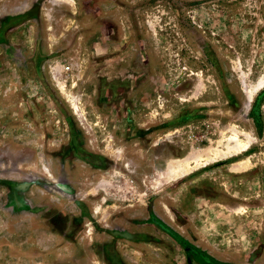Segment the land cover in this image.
Segmentation results:
<instances>
[{"label": "rangeland", "instance_id": "obj_1", "mask_svg": "<svg viewBox=\"0 0 264 264\" xmlns=\"http://www.w3.org/2000/svg\"><path fill=\"white\" fill-rule=\"evenodd\" d=\"M263 91L264 0H0V264H264Z\"/></svg>", "mask_w": 264, "mask_h": 264}, {"label": "crops", "instance_id": "obj_2", "mask_svg": "<svg viewBox=\"0 0 264 264\" xmlns=\"http://www.w3.org/2000/svg\"><path fill=\"white\" fill-rule=\"evenodd\" d=\"M46 65H44V70H47L46 69V67H45ZM41 68V67H40ZM58 89H59V87H58ZM10 95H6V94H4V95H1V93H0V105L1 104H6V103H8V105L10 104V103H12V98L13 97H11ZM9 118H14L13 117V115H7ZM2 121V114H0V122ZM1 129H0V133H1ZM43 140V139H42ZM82 141H81V143H80V146H82L81 148L85 151V152H88V154L90 155V153H92L91 151L92 150H94V147H93V145H91L89 142H87V140H83V139H81ZM21 147V148H20ZM25 147H28V145H26V146H18V145H14V144H8L5 148H4V151H6V152H9V153H14V154H18L19 152H23L24 150H28L27 148H25ZM22 148H25V149H22ZM29 148V147H28ZM2 153H3V148H2V144H0V184H2L3 183V177H2V166H3V162H4V160H3V158H2ZM90 157H91V155L89 156V158L88 159H90ZM82 159V158H81ZM85 160V163H79V164H76L74 167H73V169H72V174H73V176H71V177H66V181H68V183L69 182H71L72 183V186H73V188H77V183H80V180L79 179H82V178H84V179H87V181H85V182H89V183H92V181H93V177H94V175L95 174H97V170H95V169H93V168H95V167H98V166H95L94 164H93V162H91L90 160H86V159H84ZM87 161V162H86ZM5 165L7 164V163H4ZM22 164H26V165H33V160L32 159H26V160H23V162H22ZM89 164V165H88ZM17 167V166H16ZM83 175H86V176H83ZM25 178V177H24ZM45 180H48V179H46L45 178ZM77 180V181H76ZM30 181H32V180H30ZM29 181V179H26V182H30ZM49 181V180H48ZM74 183V184H73ZM73 195H74V197L75 198H73V199H76V200H84L83 202L84 203H82L81 202V204H83L84 206H86V208H85V214H88V215H90L91 216V214H96V212H97V207H96V204H95V199H94V197L92 196V193H89V195L88 194H82L81 192H71ZM15 197H14V200H18L19 198L17 197V194L15 193V195H14ZM42 196H44V199L43 200H46L44 203H43V206H45L44 208V210H47L48 211V214L46 213V216H47V218H43L44 220H46L45 222H47V224H43L42 226H41V228L39 229V231H43V232H45V231H47V232H49V234H50V232H55L56 230L53 228V225H54V221H55V219H53L52 217H62L63 215L61 214V212H60V210L61 209H66V205L68 204V198H67V196L64 194V195H58V196H54L53 194H51V193H49L48 195H42ZM26 198V197H25ZM33 199H34V197H33ZM72 199V198H71ZM26 201H28L29 200V198H26L25 199ZM23 202L24 204L23 205H21V204H19V205H14L13 204V211L19 216V215H25V216H29L30 214H34L35 212L34 211H37V209H33L32 207H30L29 205H28V203L27 202ZM70 204V203H69ZM52 208V209H51ZM51 210V211H50ZM50 212H52V213H50ZM42 213L43 214H41V216H43L44 215V213H45V211H43L42 210ZM49 214H51V218H49L50 217V215ZM17 215L15 216L16 218H17ZM49 215V216H48ZM44 220L42 221V222H44ZM58 231H60L59 229H57ZM57 233V232H56ZM61 233V232H60ZM54 234V233H53ZM59 236H61L60 234H58ZM65 236H66V234H65ZM27 237H28V234H27ZM32 239V240H31ZM71 239V238H70ZM70 239H65L64 241H62L61 239L58 241V243L56 244V243H53V245L52 246H50L49 244H47L46 242H44V240L42 241V243L40 242V246H41V253L43 252V251H45L46 253H51L52 252V258H57V261H55V262H57V263H55V264H66L67 262H66V256L64 255L62 258H64V259H62L63 261H61V257L59 256V255H57V253H58V249H59V247H61V245L64 243V245L63 246H67L68 248H70V247H75V246H77V242H74V241H72V240H70ZM35 240H37V241H40V239L38 238V237H36V239L35 238H31V237H29V238H27V246H28V242H29V245H31V242H35ZM39 244V243H38ZM14 246V245H13ZM62 246V247H63ZM66 247V248H67ZM66 248H64V249H66ZM41 257H42V259L43 260H41V261H38V260H31V263L29 262V260L27 259V258H25V259H23L22 257H18L17 259H19V261L18 260H15L14 261V263L15 264H50L49 262V260L48 259H46L45 260V256H44V253L43 254H41ZM71 259H74L76 256H69ZM44 261V262H43ZM46 261V262H45ZM48 261V262H47ZM70 261H72V260H70Z\"/></svg>", "mask_w": 264, "mask_h": 264}, {"label": "trees", "instance_id": "obj_3", "mask_svg": "<svg viewBox=\"0 0 264 264\" xmlns=\"http://www.w3.org/2000/svg\"><path fill=\"white\" fill-rule=\"evenodd\" d=\"M264 92V91H263ZM261 101V98H260V96L259 97H257L256 98V103H255V107H254V110H258V108H259V102Z\"/></svg>", "mask_w": 264, "mask_h": 264}, {"label": "bare ground", "instance_id": "obj_4", "mask_svg": "<svg viewBox=\"0 0 264 264\" xmlns=\"http://www.w3.org/2000/svg\"><path fill=\"white\" fill-rule=\"evenodd\" d=\"M239 142H240V141H239ZM244 144H245V143H244ZM244 144H243L242 146H245Z\"/></svg>", "mask_w": 264, "mask_h": 264}]
</instances>
